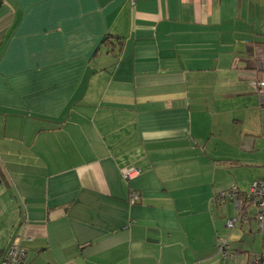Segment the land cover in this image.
I'll return each mask as SVG.
<instances>
[{"label": "crops", "instance_id": "crops-1", "mask_svg": "<svg viewBox=\"0 0 264 264\" xmlns=\"http://www.w3.org/2000/svg\"><path fill=\"white\" fill-rule=\"evenodd\" d=\"M263 78L264 0H0V260L234 264L219 195L264 148Z\"/></svg>", "mask_w": 264, "mask_h": 264}, {"label": "rangeland", "instance_id": "rangeland-1", "mask_svg": "<svg viewBox=\"0 0 264 264\" xmlns=\"http://www.w3.org/2000/svg\"><path fill=\"white\" fill-rule=\"evenodd\" d=\"M256 106L259 107V104H256ZM257 107L253 110L251 120L248 121V124H250L255 130L259 131V120L261 115L259 114V108ZM260 123L262 124V122ZM236 125L238 126L235 128L240 131L241 127L245 124L240 125L237 123ZM225 141L223 140L221 147L227 148L228 146ZM237 154L240 158L249 160L251 164L234 168L233 173H235V175H233V182L231 185H237L240 190L247 192L251 183L264 174V148H256L255 151H250L249 153L238 150ZM238 181H240V183H238ZM226 203L227 204H224V202H222L220 222L222 223L224 234L221 235L220 241L226 240L229 242L230 255L236 257L235 260L233 259L234 264H245L247 259L248 264H252L251 261L253 260V256H256L255 259L262 256L264 257V238L258 233L254 220L251 222V232L249 231V227H245V230H243V228L241 229L239 227V224H235L234 227H228L227 221L232 217H236L237 211L230 200H227ZM248 212L250 215H253L254 210L250 208ZM253 252H255V255L252 254Z\"/></svg>", "mask_w": 264, "mask_h": 264}, {"label": "built area", "instance_id": "built-area-1", "mask_svg": "<svg viewBox=\"0 0 264 264\" xmlns=\"http://www.w3.org/2000/svg\"><path fill=\"white\" fill-rule=\"evenodd\" d=\"M253 87L257 93L260 95H264V78L258 79L253 82ZM138 175V170L134 168L124 169L122 171V176L125 179H130ZM237 191V187L232 184L231 191L229 193L230 197L235 200L237 216L232 217L227 221L228 227H234L237 223L238 219L242 217L243 220L248 221L249 217L245 213L246 211L243 208V205L252 206L254 208V221L256 223L257 231L260 235L264 237V175L262 177L254 180L249 190L241 197L238 198L235 194ZM131 201L134 202L137 200L138 195L136 193H132ZM220 198L226 196V193H221ZM218 251L223 257H227L230 255L229 252V243L224 241H217ZM27 258V250L22 247L19 242H12L8 246L7 250L3 254L0 264H22L25 262Z\"/></svg>", "mask_w": 264, "mask_h": 264}, {"label": "trees", "instance_id": "trees-1", "mask_svg": "<svg viewBox=\"0 0 264 264\" xmlns=\"http://www.w3.org/2000/svg\"><path fill=\"white\" fill-rule=\"evenodd\" d=\"M105 41H108V39L105 38ZM105 41H104V42H105ZM230 191H231V188L229 189V191H227V192H223V193H226V194H227V193H230ZM245 193H246V192H245ZM245 193H244V192L240 193V192L237 190L235 194L237 195L238 198H241ZM216 197H217V196H216ZM232 199H233V198H232ZM233 200H234V199H233ZM243 208H245V205H243ZM244 210H245V209H244Z\"/></svg>", "mask_w": 264, "mask_h": 264}]
</instances>
